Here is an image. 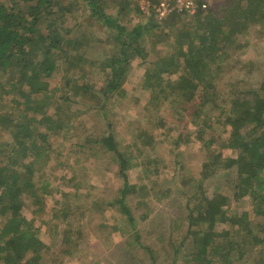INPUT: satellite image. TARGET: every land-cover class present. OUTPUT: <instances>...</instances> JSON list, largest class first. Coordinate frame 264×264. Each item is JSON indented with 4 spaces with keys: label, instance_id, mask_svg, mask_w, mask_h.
Here are the masks:
<instances>
[{
    "label": "trees",
    "instance_id": "obj_1",
    "mask_svg": "<svg viewBox=\"0 0 264 264\" xmlns=\"http://www.w3.org/2000/svg\"><path fill=\"white\" fill-rule=\"evenodd\" d=\"M83 1L91 17L115 30L111 36L114 43L111 55L95 61L106 73L96 91L89 79L92 70L74 66L84 59V52L81 59L73 51L82 46L85 37L80 42L77 37L62 36L65 14L73 11L64 0H0V97L11 95L9 103L20 113L16 122L0 110V125L6 121L3 126L10 122L16 126L15 143L7 145L10 148L5 150L9 163L0 166V264H40L45 255L47 245L40 238V227L35 226L36 220L27 217L23 209L33 203L40 205L46 201V194L59 191L60 179L53 183L44 171L52 158L49 132L59 130L63 134L75 127L72 116L66 113L69 108L64 110L60 102L76 101L73 95L89 92L92 105L107 119L106 108L110 107L112 97L117 94L127 97L123 83L131 60L137 57L142 58L140 64L145 67L140 88L149 91L150 96L139 118L128 121L125 133L130 129L134 135L130 144L136 140L138 144L154 145L155 137L145 132L141 120L161 124L166 103L176 104L178 113L182 114L181 110L199 96L201 106L191 118L199 126L198 132L193 139V132L180 133L173 141L175 147L198 140L211 152L202 165V184L219 171L235 173L233 196L219 188L212 195L194 191L186 196L188 232L177 243L169 244V264H264V80L252 85L247 82L248 89L243 86L238 89L235 85L238 88L230 89L226 97L215 84L223 68L220 64L217 69L212 67L218 58L229 56V47L236 45L234 52L244 49L246 44L241 35L246 34L249 21L264 24L259 21L264 20V0H231L229 5L227 0L219 6L211 3L207 8L193 11L175 10L161 20L142 13L134 0H113L120 5L115 13L107 12L110 6L107 0ZM135 18L138 22L130 24ZM165 30L164 36L173 40V48L147 62L143 37L150 33L156 36ZM95 62L91 64L94 66ZM64 67L77 68L79 77L71 80L64 76L65 87L58 90L66 87L68 90L56 97L48 79ZM54 103L58 108L50 116L47 109ZM107 121V130H101L94 140L89 138L91 135L88 138L105 151L113 152L118 161L123 187L117 203L130 225L136 228L134 214L125 200L128 190L134 188L127 172L133 166L125 152L128 144L118 139L122 130ZM215 124L230 126L226 139L208 134V128L214 129ZM224 145L232 149L227 155L221 152ZM17 152L22 160L14 159ZM38 161L43 162L40 168ZM147 165L152 167L153 161L148 159ZM193 200L196 202L191 206ZM241 201H247L249 207L244 208ZM147 250L151 264H157V252L149 247Z\"/></svg>",
    "mask_w": 264,
    "mask_h": 264
},
{
    "label": "rangeland",
    "instance_id": "obj_2",
    "mask_svg": "<svg viewBox=\"0 0 264 264\" xmlns=\"http://www.w3.org/2000/svg\"><path fill=\"white\" fill-rule=\"evenodd\" d=\"M107 1L110 5L107 12L115 13L120 7L119 3ZM224 1L227 0H212V3L219 6ZM229 2L231 0H228V5ZM64 4L73 11L65 14L67 19L62 28V36L77 37L80 42V38L85 37L82 46L73 51L79 57L84 52V59L81 57L83 61L74 66L78 68L82 65L81 68L92 70L89 79L96 91L100 89L106 76L105 71L97 67L98 62L111 55L114 47L111 36L115 34V30L91 17L83 0H64ZM138 20L135 18L130 24H135ZM166 32H159L156 36L150 33L143 37V46L148 50L147 62L173 48V40L164 36ZM241 36L242 42L246 44L244 49L234 52L236 45L229 47V56L218 58L212 66L217 69L220 64L223 68V72L215 78V84L216 89L226 97L230 94V89H240L241 86L248 89L247 82L252 85L264 80V24L249 21L246 34ZM92 61L98 62L93 66ZM141 61V57L131 60L129 74L123 83L127 97L119 94L112 97L105 114L116 129L122 130V135L118 134L120 142L128 144L125 152L131 157L133 166L127 172L134 188L128 190L125 200L134 214L136 228L130 225L117 203L123 187V179L118 173V161L113 152H107L94 141H89V138L96 139L101 130L108 129V121L101 110L92 105L90 93L80 91V95H73L76 101L60 102L64 110L69 108L66 113L72 116L75 127L63 134L59 130L48 131V141L53 149L52 158L48 160L44 171L47 179L53 183L60 179L57 182L59 191L46 194V201L42 204L33 203L23 209L27 217L36 220L35 226L40 227V238L47 245L40 264H151L148 247L157 252V264H169V244L171 241L177 243L188 232L186 196L194 191H205L212 195L217 188L227 195H234L231 190L234 189L233 171H219L202 184V165L209 159L211 152L201 141L193 140L180 148L175 147L173 142L180 133L193 132L191 139L196 136L199 126L191 118L194 110L201 106L199 96L187 104L185 110H181L182 114L178 113L176 104L166 103L161 124L148 119L141 120L145 132H150L155 137L154 145L138 144L136 140L130 144L129 140L134 135L130 129L128 134L125 133L128 121L139 118L141 108L150 96L149 91L140 88L145 71ZM66 67L48 79L56 97L63 96L68 90L67 87L58 90L65 87L64 76L71 80L79 77L77 68L67 70ZM3 96L0 97V110L11 115L16 122L19 121L20 113L18 114L11 101L9 103L11 95ZM219 103L225 105L223 100ZM56 104L47 109L48 115L56 114ZM229 106L230 103L225 107ZM76 111L79 113H75ZM5 122L0 125V166L9 163L5 150L16 139L15 124L10 122L3 126ZM229 129L230 126L215 124L214 129L211 127L207 131L208 134L221 135L222 139H226ZM88 135L91 137L88 138ZM215 147L218 145L215 144ZM229 148V145H224L221 152L227 155L232 150ZM16 155L14 159L22 160L18 152ZM148 159L153 161L152 167H148ZM42 164V161H38L37 167L40 168ZM63 177L66 179L63 180ZM234 201L232 197V202ZM195 202L193 200L190 205L194 206ZM240 203L244 208L249 207L246 206L247 201ZM144 214L147 216L143 217ZM116 228L119 230L116 231Z\"/></svg>",
    "mask_w": 264,
    "mask_h": 264
},
{
    "label": "built area",
    "instance_id": "obj_3",
    "mask_svg": "<svg viewBox=\"0 0 264 264\" xmlns=\"http://www.w3.org/2000/svg\"><path fill=\"white\" fill-rule=\"evenodd\" d=\"M142 13L157 19L167 17L175 10L193 11L198 7L207 8L212 0H134Z\"/></svg>",
    "mask_w": 264,
    "mask_h": 264
}]
</instances>
